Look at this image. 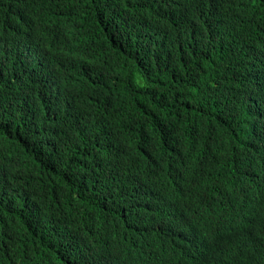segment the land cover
I'll list each match as a JSON object with an SVG mask.
<instances>
[{
	"label": "trees",
	"instance_id": "16d2710c",
	"mask_svg": "<svg viewBox=\"0 0 264 264\" xmlns=\"http://www.w3.org/2000/svg\"><path fill=\"white\" fill-rule=\"evenodd\" d=\"M214 172L237 183L220 222L264 196V0H0V264L111 233L150 261L170 188Z\"/></svg>",
	"mask_w": 264,
	"mask_h": 264
},
{
	"label": "clouds",
	"instance_id": "9594fccd",
	"mask_svg": "<svg viewBox=\"0 0 264 264\" xmlns=\"http://www.w3.org/2000/svg\"><path fill=\"white\" fill-rule=\"evenodd\" d=\"M234 151L235 159L246 156ZM253 154L247 158L245 165L234 162L233 170L236 176H242V171L255 165ZM213 177L200 189L184 181L182 186L170 188L171 202L175 212L171 222L172 235L165 241H159L153 247L155 255L150 261H145L143 255L136 251L137 244L126 233L124 236L111 233L106 237L105 245H96L84 240L79 246L74 240V246L69 242L62 246L44 250V241L26 243L23 252L14 264H75L77 252L82 248L85 252L97 250L109 264H262L264 262V196L258 191L255 200L250 201L245 217L219 221V215L232 203L233 187L237 185L235 178L225 177L214 172ZM231 184V185H230ZM233 185V186H232ZM190 192L188 196H180V191ZM201 197H205L202 201ZM86 211L77 213V220L91 222L99 217L115 219V215H101L99 212L87 219ZM251 218V219H250ZM250 219V220H249ZM109 241V242H108ZM144 242V241H143ZM51 256V257H50ZM86 264H92L87 262Z\"/></svg>",
	"mask_w": 264,
	"mask_h": 264
},
{
	"label": "bare ground",
	"instance_id": "6f19581e",
	"mask_svg": "<svg viewBox=\"0 0 264 264\" xmlns=\"http://www.w3.org/2000/svg\"><path fill=\"white\" fill-rule=\"evenodd\" d=\"M250 219H251V218H250ZM250 219H249V220H250ZM151 238H152V236H151L150 238H147V239H151Z\"/></svg>",
	"mask_w": 264,
	"mask_h": 264
}]
</instances>
